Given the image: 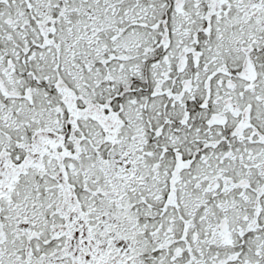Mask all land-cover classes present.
<instances>
[{
  "label": "snow or ice",
  "instance_id": "1",
  "mask_svg": "<svg viewBox=\"0 0 264 264\" xmlns=\"http://www.w3.org/2000/svg\"><path fill=\"white\" fill-rule=\"evenodd\" d=\"M0 264H264V0H0Z\"/></svg>",
  "mask_w": 264,
  "mask_h": 264
}]
</instances>
